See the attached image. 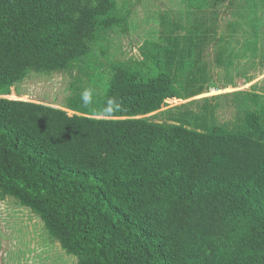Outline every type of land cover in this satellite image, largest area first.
<instances>
[{"label": "trees", "instance_id": "1", "mask_svg": "<svg viewBox=\"0 0 264 264\" xmlns=\"http://www.w3.org/2000/svg\"><path fill=\"white\" fill-rule=\"evenodd\" d=\"M129 19L118 0H0V199L76 264H264V103L233 128L155 120L205 75L191 36L107 60ZM32 74L67 76L60 106L9 98Z\"/></svg>", "mask_w": 264, "mask_h": 264}, {"label": "rangeland", "instance_id": "2", "mask_svg": "<svg viewBox=\"0 0 264 264\" xmlns=\"http://www.w3.org/2000/svg\"><path fill=\"white\" fill-rule=\"evenodd\" d=\"M118 2L130 11V19L125 31H113L104 44L107 60H140L139 48L145 40L161 43L171 37L182 47L187 44L183 37L191 36L195 76L201 70L205 75L195 85H202L200 94L170 102L155 120L184 122L198 129H205L207 123L233 128L238 117L264 103V0H210V8L202 11L189 10L180 0ZM251 43L252 53L245 51ZM221 50L229 63L214 60ZM215 82L220 90L210 85ZM67 84L62 74H32L12 91V99L60 106ZM0 264H76V258L48 236L35 214L6 198L0 199Z\"/></svg>", "mask_w": 264, "mask_h": 264}, {"label": "clouds", "instance_id": "3", "mask_svg": "<svg viewBox=\"0 0 264 264\" xmlns=\"http://www.w3.org/2000/svg\"><path fill=\"white\" fill-rule=\"evenodd\" d=\"M81 98H82L85 105L92 103V91H91V89H85L81 94Z\"/></svg>", "mask_w": 264, "mask_h": 264}, {"label": "bare ground", "instance_id": "4", "mask_svg": "<svg viewBox=\"0 0 264 264\" xmlns=\"http://www.w3.org/2000/svg\"><path fill=\"white\" fill-rule=\"evenodd\" d=\"M12 97H14V96H12V95H11V96H9V98H11V99H12ZM15 99H17V98H15Z\"/></svg>", "mask_w": 264, "mask_h": 264}]
</instances>
